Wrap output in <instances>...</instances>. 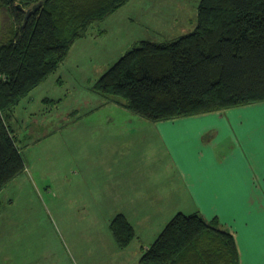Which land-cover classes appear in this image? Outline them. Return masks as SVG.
I'll return each mask as SVG.
<instances>
[{
	"label": "rangeland",
	"instance_id": "obj_1",
	"mask_svg": "<svg viewBox=\"0 0 264 264\" xmlns=\"http://www.w3.org/2000/svg\"><path fill=\"white\" fill-rule=\"evenodd\" d=\"M199 1L129 0L92 24L58 70L20 100L8 123L25 169L0 191V264H133L110 230L130 203L107 185L157 168L167 151L154 123L106 104L93 87L140 41L193 31ZM204 125L186 121L172 131Z\"/></svg>",
	"mask_w": 264,
	"mask_h": 264
},
{
	"label": "trees",
	"instance_id": "obj_2",
	"mask_svg": "<svg viewBox=\"0 0 264 264\" xmlns=\"http://www.w3.org/2000/svg\"><path fill=\"white\" fill-rule=\"evenodd\" d=\"M128 1L0 0V191L25 169L5 120L58 70L92 24ZM93 89L106 104L153 123L264 103V0H200L193 31L165 42L140 41ZM110 230L120 249L135 238L122 214ZM139 264H239V254L218 220L178 213Z\"/></svg>",
	"mask_w": 264,
	"mask_h": 264
},
{
	"label": "crops",
	"instance_id": "obj_3",
	"mask_svg": "<svg viewBox=\"0 0 264 264\" xmlns=\"http://www.w3.org/2000/svg\"><path fill=\"white\" fill-rule=\"evenodd\" d=\"M226 112L154 123L167 151L164 164L107 185L122 203H130L118 213L135 231L121 249L133 253V264L178 213L218 220L234 237L239 264H264V104ZM186 121L205 125L172 131Z\"/></svg>",
	"mask_w": 264,
	"mask_h": 264
},
{
	"label": "water",
	"instance_id": "obj_4",
	"mask_svg": "<svg viewBox=\"0 0 264 264\" xmlns=\"http://www.w3.org/2000/svg\"><path fill=\"white\" fill-rule=\"evenodd\" d=\"M39 5H40V4H39ZM39 5L37 4V5L33 6V7L31 8V10H30V9L27 10V11H26L27 15H29V14L31 13V11H36V10L39 8Z\"/></svg>",
	"mask_w": 264,
	"mask_h": 264
},
{
	"label": "snow or ice",
	"instance_id": "obj_5",
	"mask_svg": "<svg viewBox=\"0 0 264 264\" xmlns=\"http://www.w3.org/2000/svg\"><path fill=\"white\" fill-rule=\"evenodd\" d=\"M262 222H264V213L261 214Z\"/></svg>",
	"mask_w": 264,
	"mask_h": 264
},
{
	"label": "bare ground",
	"instance_id": "obj_6",
	"mask_svg": "<svg viewBox=\"0 0 264 264\" xmlns=\"http://www.w3.org/2000/svg\"><path fill=\"white\" fill-rule=\"evenodd\" d=\"M6 122V121H5ZM9 129V128H8ZM13 132V131H12Z\"/></svg>",
	"mask_w": 264,
	"mask_h": 264
}]
</instances>
